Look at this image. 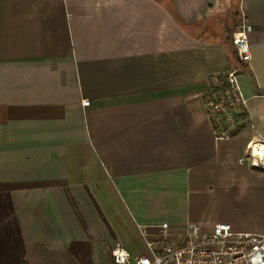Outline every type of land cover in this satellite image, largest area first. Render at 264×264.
<instances>
[{"label":"crops","instance_id":"0c3cea01","mask_svg":"<svg viewBox=\"0 0 264 264\" xmlns=\"http://www.w3.org/2000/svg\"><path fill=\"white\" fill-rule=\"evenodd\" d=\"M240 13L246 125L216 140L204 97L239 65ZM252 137L264 0H0V264H113L164 223L264 235V172L238 163Z\"/></svg>","mask_w":264,"mask_h":264},{"label":"built area","instance_id":"2783aa9c","mask_svg":"<svg viewBox=\"0 0 264 264\" xmlns=\"http://www.w3.org/2000/svg\"><path fill=\"white\" fill-rule=\"evenodd\" d=\"M252 30L243 13L239 14L237 32L233 39L239 65L217 74L216 83L204 97V107L211 133L216 140L238 136L246 125L247 99L238 82V72L251 59L249 34ZM239 164L264 172V140L250 138ZM157 234L141 232L146 253L132 257L119 242L110 248L113 264H264V235L236 233L226 223L210 232L196 226L170 233L166 223Z\"/></svg>","mask_w":264,"mask_h":264},{"label":"trees","instance_id":"16d2710c","mask_svg":"<svg viewBox=\"0 0 264 264\" xmlns=\"http://www.w3.org/2000/svg\"><path fill=\"white\" fill-rule=\"evenodd\" d=\"M169 12H170V14H171L175 19H177L178 22H179L178 17L175 15L174 11H173L171 8L169 9ZM235 23H237V21H236ZM234 53H235V52H234Z\"/></svg>","mask_w":264,"mask_h":264},{"label":"rangeland","instance_id":"374dc122","mask_svg":"<svg viewBox=\"0 0 264 264\" xmlns=\"http://www.w3.org/2000/svg\"><path fill=\"white\" fill-rule=\"evenodd\" d=\"M180 232V231H179Z\"/></svg>","mask_w":264,"mask_h":264}]
</instances>
